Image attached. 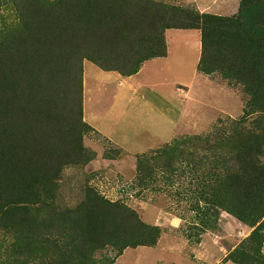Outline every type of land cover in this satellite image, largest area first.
Returning <instances> with one entry per match:
<instances>
[{
    "label": "trees",
    "instance_id": "16d2710c",
    "mask_svg": "<svg viewBox=\"0 0 264 264\" xmlns=\"http://www.w3.org/2000/svg\"><path fill=\"white\" fill-rule=\"evenodd\" d=\"M170 28L200 32L198 70L240 85L243 114L136 154L128 190L177 187L191 242L226 212L250 232L224 260L264 264V0H239L232 15L159 0H0V264H113L157 244L161 227L126 201L86 180L69 204L61 179L94 158L82 145L83 61L131 76L166 55Z\"/></svg>",
    "mask_w": 264,
    "mask_h": 264
},
{
    "label": "rangeland",
    "instance_id": "374dc122",
    "mask_svg": "<svg viewBox=\"0 0 264 264\" xmlns=\"http://www.w3.org/2000/svg\"><path fill=\"white\" fill-rule=\"evenodd\" d=\"M159 1L220 15L234 14L239 3V0ZM166 38L169 42L166 58L158 57L160 59L154 61L150 69L127 78L120 89L115 79L105 81L113 71L106 74L107 71L99 70L86 60L83 79L88 85L83 97L84 119L92 130L82 136V145L94 153V158L86 165L66 169L61 179V191L67 203H74L80 198V186L88 180L107 198L126 201L143 221L161 227L158 246L128 249L120 263L171 264L198 259L204 263L229 264L224 260L229 250L223 245H228L229 249L247 236L250 228L221 211L218 228L204 236L209 253L200 255L195 252L194 242L186 244L184 241V228L192 222L188 200L169 197L177 187L165 189V192H146L142 198L136 197L135 191L128 190L135 174L136 154L161 147L182 135L202 136L220 120L236 119L243 114L246 95L240 85H232L218 74L205 75L198 70V31L174 28L168 30ZM252 117L254 114L248 118ZM90 118L93 120L89 121ZM92 123H102L105 127L114 124L113 140ZM174 215L185 217L180 229L168 224L167 219ZM108 255H114V252H108Z\"/></svg>",
    "mask_w": 264,
    "mask_h": 264
},
{
    "label": "crops",
    "instance_id": "0c3cea01",
    "mask_svg": "<svg viewBox=\"0 0 264 264\" xmlns=\"http://www.w3.org/2000/svg\"><path fill=\"white\" fill-rule=\"evenodd\" d=\"M199 5L200 4H198L197 3V8L199 7ZM200 8V7H199ZM170 29H174V28H170ZM170 29H167V30H165V42H166V55L164 56V57H161V58H166V56H167V54H168V44H169V42H168V40H167V38H166V34H167V32H168V30H170ZM190 30H196V31H198L197 29H190ZM198 33H199V36H200V32L198 31ZM169 36V35H168ZM170 37H172V36H170ZM172 38H174V37H172ZM200 55V54H199ZM160 58H158V57H156V58H152V59H149V60H146V61H144L143 62V64H142V66H141V68L139 69V71L136 73V74H133V75H131V76H122L121 74H119L118 72H116V71H113V74H112V76L109 78V79H105V81L108 83V81H110L111 79H115L116 81H117V83H118V87H119V89L120 88H123L124 87V84H125V82H126V79L127 78H130V77H133V76H136V75H140L142 72H143V70L144 69H150V65L152 64V63H154V61H156V60H159ZM87 61L86 60H84L83 61V73H82V85H83V97H84V95H85V91H86V84L88 85V81L87 80H85L84 81V79H83V74H84V63H86ZM90 62V61H89ZM98 69L99 70H102V69H100L99 67H98ZM103 71H105V70H103ZM96 74H100V73H97V71H94ZM110 71H107V73L106 74H111V73H109ZM102 74H104V73H102ZM116 74H118V75H116ZM116 76V77H115ZM85 116H86V112H85V110H84V101H83V119L85 118ZM85 120V119H84ZM93 120V118H90L89 119V121H92ZM97 121V120H96ZM93 124V123H92ZM94 125V127L95 128H97V129H99L102 133L104 132L105 134H107V135H110V138L113 140V138H112V132H113V128H114V124H111L110 126H107L106 124V127L102 124V123H98V124H93ZM126 150H128V149H126ZM141 202H143V203H145V201H143V200H141ZM224 212V211H223ZM140 213V212H139ZM222 213V212H221ZM224 213H226V212H224ZM223 214V213H222ZM222 214H221V217L219 216V220H218V224L220 225V220H221V218H222ZM227 214V213H226ZM167 221H168V224H170V226L171 227H173V228H175V229H180V227L182 226V222L184 221V220H182L179 216H177V215H174V216H172L170 219H167ZM166 224V223H165ZM164 224V225H165ZM248 228V227H247ZM213 232L212 230H206L204 233H202L199 237H200V241L197 243V242H194L193 243V245H196V247L194 248L195 249V252L196 253H198V254H200V255H203V252H204V254H206V253H209V246H207V244H206V242H205V240H204V236L206 235V233H208V232ZM183 235V234H182ZM184 236H185V242H186V244H189L188 242H189V240L186 238V235L184 234ZM244 238V237H243ZM160 239L161 238H159V240H158V242H157V244L155 245V246H158L159 245V243H160ZM238 243V242H237ZM236 243V244H237ZM236 244H234L233 246H231L229 249H228V245H223V248L224 249H226L227 248V250H231V249H233L234 248V246L236 245ZM211 246V245H210ZM141 247H143V246H137V247H134L135 249H138V248H141ZM154 247V246H153ZM128 249H132V247H127V248H125L124 250H123V252H122V254H120L119 256H117L115 259H114V262H113V264H123V263H120V258L121 259H123V257L125 256V254H126V252H127V250ZM227 253H228V251H227ZM225 256H226V254H225ZM191 262H189V263H171V264H215V263H204V260H198V259H196V260H194V259H189ZM227 263H229V264H232V263H230L229 261L227 262ZM127 264V263H126ZM155 264H169V263H155Z\"/></svg>",
    "mask_w": 264,
    "mask_h": 264
}]
</instances>
